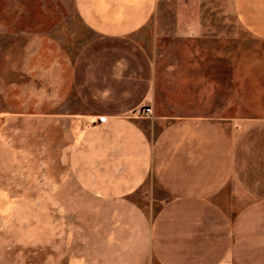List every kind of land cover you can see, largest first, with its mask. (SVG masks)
I'll return each instance as SVG.
<instances>
[{"label": "crops", "instance_id": "crops-1", "mask_svg": "<svg viewBox=\"0 0 264 264\" xmlns=\"http://www.w3.org/2000/svg\"><path fill=\"white\" fill-rule=\"evenodd\" d=\"M74 1L96 36L66 77L50 50L43 90L19 85V109L4 108L0 71L1 194L21 191L5 184L6 139H44V264H264V116L208 115L210 72L162 51L166 35L264 41V0ZM145 106L152 119L138 115ZM149 177L163 193L152 212L130 198Z\"/></svg>", "mask_w": 264, "mask_h": 264}, {"label": "rangeland", "instance_id": "rangeland-1", "mask_svg": "<svg viewBox=\"0 0 264 264\" xmlns=\"http://www.w3.org/2000/svg\"><path fill=\"white\" fill-rule=\"evenodd\" d=\"M167 5L171 7V2L166 1ZM0 12L5 23V32L0 34V71L9 95L3 99L4 108L19 109L20 105L11 97L19 85L23 95L36 88L38 92L43 90L40 87L51 72L50 50L59 56L53 64L61 79L60 73L68 75L79 48L96 36L79 19L74 0H0ZM164 22L169 28L172 18L167 16ZM163 41L166 58L179 51L191 53L202 63V70L210 72L213 92L208 115L264 116L263 40L239 30L226 40L174 39L166 35ZM43 42H53L54 48H39ZM173 43L176 46L180 43L181 49ZM34 54L37 57L33 62L29 56ZM68 105H74L71 98ZM169 108L160 107V113L164 109V113H170ZM29 132L36 133V129ZM5 150L4 172L9 174L5 176V184L15 185L21 191L0 193V264H44V139L34 134L6 139ZM162 195L154 178L149 177L130 198L152 212L157 202L149 208L151 199ZM34 236L41 240H32Z\"/></svg>", "mask_w": 264, "mask_h": 264}, {"label": "built area", "instance_id": "built-area-1", "mask_svg": "<svg viewBox=\"0 0 264 264\" xmlns=\"http://www.w3.org/2000/svg\"><path fill=\"white\" fill-rule=\"evenodd\" d=\"M138 115H139L140 117L148 118V119H152V118L154 117V116H153V111H152V109H151L150 106H145V107H143V108L139 111ZM105 120H106V116L100 115V116L97 117V121H98V122H104Z\"/></svg>", "mask_w": 264, "mask_h": 264}]
</instances>
